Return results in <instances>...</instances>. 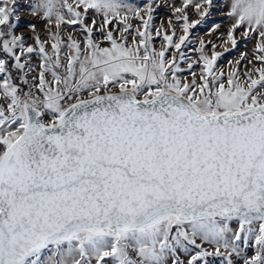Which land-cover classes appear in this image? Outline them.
Wrapping results in <instances>:
<instances>
[{
    "label": "snow or ice",
    "instance_id": "6c2138e0",
    "mask_svg": "<svg viewBox=\"0 0 264 264\" xmlns=\"http://www.w3.org/2000/svg\"><path fill=\"white\" fill-rule=\"evenodd\" d=\"M209 257L264 264V0H0V264Z\"/></svg>",
    "mask_w": 264,
    "mask_h": 264
},
{
    "label": "rangeland",
    "instance_id": "374dc122",
    "mask_svg": "<svg viewBox=\"0 0 264 264\" xmlns=\"http://www.w3.org/2000/svg\"><path fill=\"white\" fill-rule=\"evenodd\" d=\"M131 2V0H130ZM159 16H163L164 15V9H161L160 12L158 13ZM193 19H195L196 17H192ZM30 19V17H25L24 19L21 20L20 25L17 29V32H23L26 29V24H25V20ZM213 21L209 20L207 24H205L204 26H200L196 29V32L199 34H203L206 30L207 27H209L211 25ZM194 47V45H193ZM218 51H222V49H217ZM238 55L237 51H233L231 53H228L224 56V58L219 62L221 65H225L226 61L228 59L233 58L234 56ZM195 58V57H193ZM183 66V65H182ZM213 249L209 248V251H212ZM207 262L208 264H220V258L218 257H209L207 258Z\"/></svg>",
    "mask_w": 264,
    "mask_h": 264
}]
</instances>
